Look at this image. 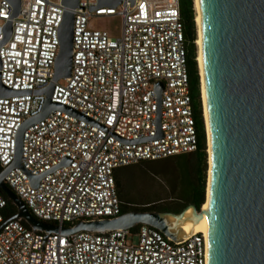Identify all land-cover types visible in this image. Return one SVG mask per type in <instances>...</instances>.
Returning <instances> with one entry per match:
<instances>
[{"label": "built area", "instance_id": "2783aa9c", "mask_svg": "<svg viewBox=\"0 0 264 264\" xmlns=\"http://www.w3.org/2000/svg\"><path fill=\"white\" fill-rule=\"evenodd\" d=\"M20 2L10 18V3L0 0V41L11 20L0 46V82L18 91L0 96V170L14 159L22 123L44 107L45 95L36 91L52 79L65 10L60 0ZM96 5L79 0L72 9L71 72L50 97L85 118L55 109L29 125L22 134L25 170L13 167L3 178L35 218L60 227L119 214L117 168L197 147L179 0ZM109 16L120 18L117 36L91 24ZM156 82L163 84L159 99ZM28 173L43 174L37 186ZM5 207L0 192V264H207L202 232L172 240L138 224L135 242L127 239L131 228L47 234L18 218L5 220Z\"/></svg>", "mask_w": 264, "mask_h": 264}, {"label": "water", "instance_id": "95a60500", "mask_svg": "<svg viewBox=\"0 0 264 264\" xmlns=\"http://www.w3.org/2000/svg\"><path fill=\"white\" fill-rule=\"evenodd\" d=\"M7 1L12 7L10 18L16 17L20 0ZM78 1L60 0L65 10L58 28L59 49L53 76L46 87L36 91L45 95L44 107L18 129L14 159L0 170V192L15 205L13 218L47 234L103 232L146 224L172 240L181 239L184 236L177 222L189 207L194 216L199 215L200 210L194 204L188 203L178 212L128 210L116 216L85 219L70 227H60L35 218L3 180L13 167L25 170L21 164L22 134L29 125L55 109L85 118L71 107L50 100L55 82L71 72L72 9L78 6ZM119 3L120 0H97L95 7H115ZM197 7L199 60L211 159L207 264H264V0H197ZM3 30L0 46L10 36V19L5 21ZM155 87L159 99L162 82H156ZM16 93L0 82V96ZM42 175L28 173L30 183L37 186Z\"/></svg>", "mask_w": 264, "mask_h": 264}, {"label": "trees", "instance_id": "16d2710c", "mask_svg": "<svg viewBox=\"0 0 264 264\" xmlns=\"http://www.w3.org/2000/svg\"><path fill=\"white\" fill-rule=\"evenodd\" d=\"M180 6V19L183 25V32L185 41L187 43V68L189 74L190 93L192 98L193 113L197 129V147L194 151L179 153L159 160H140L136 163L119 167L115 170L117 193L120 200V213L128 210H158L167 211L173 207H156L153 205L135 207L125 203L127 194L122 190L121 182L126 176V172L134 165L152 164L157 161H172L174 162V169L178 174V206L175 208H183L186 204H194L197 210L204 203L205 197V183L207 171V154H206V135L205 126L202 115V103L200 99V86H199V72L196 62V47L194 41L196 39V26L194 22L195 10L193 0H179ZM6 207L4 209V219L13 218L16 212L15 205L5 196ZM180 206V207H179ZM20 221L27 227L28 224ZM138 225V224H137ZM135 225L130 230L136 228Z\"/></svg>", "mask_w": 264, "mask_h": 264}, {"label": "rangeland", "instance_id": "374dc122", "mask_svg": "<svg viewBox=\"0 0 264 264\" xmlns=\"http://www.w3.org/2000/svg\"><path fill=\"white\" fill-rule=\"evenodd\" d=\"M92 26L96 28L106 29L110 35L117 36L120 31V18L119 16H109L93 18L91 21ZM196 26V25H195ZM197 37V27H196ZM196 47V62L199 72V66L197 61L198 47L194 41ZM199 86H200V74H199ZM200 99L201 87H200ZM203 115V113H202ZM204 121V118H203ZM205 126V122H204ZM206 135V126H205ZM207 149V143H206ZM207 154V150H206ZM172 161H157L152 164L146 165H134L127 170L126 176L121 182L122 190L127 194L126 204L135 207H143L148 205L153 206H171L177 207L179 202L177 201L178 194V174L173 166ZM208 171V161H207ZM207 171H206V183L207 186ZM206 197H204V202ZM180 207V206H179ZM202 206L200 207V209ZM199 209V210H200ZM134 231L129 234L128 241L133 239L135 242L137 237L134 235Z\"/></svg>", "mask_w": 264, "mask_h": 264}, {"label": "bare ground", "instance_id": "6f19581e", "mask_svg": "<svg viewBox=\"0 0 264 264\" xmlns=\"http://www.w3.org/2000/svg\"><path fill=\"white\" fill-rule=\"evenodd\" d=\"M193 6L195 10V15H194V22L197 27V37L195 39V43L197 45V61H198V66H199V74H200V87H201V98H202V113H203V118L206 126V143H207V160H208V171H207V186H206V200L202 205V208L200 209V213L197 216L193 215L192 208L189 207L187 208L181 218L179 219L178 226L180 227V233L184 237L193 233V232H202L203 235L205 236L206 241H208V224H207V219H208V204H209V185H210V137H209V130H208V124H207V119H206V103H205V98H204V92H203V78H202V71L200 67V60H199V17H198V7H197V0H193Z\"/></svg>", "mask_w": 264, "mask_h": 264}, {"label": "flooded vegetation", "instance_id": "af4514ba", "mask_svg": "<svg viewBox=\"0 0 264 264\" xmlns=\"http://www.w3.org/2000/svg\"><path fill=\"white\" fill-rule=\"evenodd\" d=\"M156 207H160V206H156ZM164 207H169V206H164ZM182 208H180V209H178V208H175V207H173L171 210H167V211H173V212H178V211H180Z\"/></svg>", "mask_w": 264, "mask_h": 264}]
</instances>
